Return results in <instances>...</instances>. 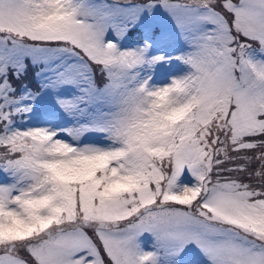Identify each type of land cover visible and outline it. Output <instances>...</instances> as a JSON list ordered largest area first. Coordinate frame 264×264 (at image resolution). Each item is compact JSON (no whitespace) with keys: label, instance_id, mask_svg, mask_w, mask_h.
<instances>
[{"label":"snow or ice","instance_id":"obj_1","mask_svg":"<svg viewBox=\"0 0 264 264\" xmlns=\"http://www.w3.org/2000/svg\"><path fill=\"white\" fill-rule=\"evenodd\" d=\"M0 264H264V0H0Z\"/></svg>","mask_w":264,"mask_h":264}]
</instances>
